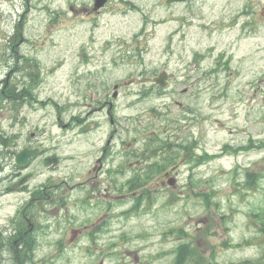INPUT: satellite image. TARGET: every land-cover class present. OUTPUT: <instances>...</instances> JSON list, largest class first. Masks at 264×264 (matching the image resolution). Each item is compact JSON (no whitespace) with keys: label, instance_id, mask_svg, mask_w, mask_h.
I'll return each instance as SVG.
<instances>
[{"label":"rangeland","instance_id":"rangeland-1","mask_svg":"<svg viewBox=\"0 0 264 264\" xmlns=\"http://www.w3.org/2000/svg\"><path fill=\"white\" fill-rule=\"evenodd\" d=\"M134 1L138 9L127 15L117 13L118 16L97 21L69 17L65 10L67 0H38L28 28L33 38H46L47 47L38 45L34 49L26 43L19 44V55L36 56L48 68L52 63L58 66L60 60L64 62L56 72L46 75L47 83L42 91L57 101L46 108L28 110L34 121L28 127L48 125L49 144L62 158L52 171L38 167L37 178L51 174L57 197L62 189L56 190L55 186L75 185L73 190L69 189L65 207L53 200V225L43 237L49 242L39 249L37 258L45 259L50 255L49 261L42 264H101L106 256L104 252L99 253V249H111L114 244L98 239L97 252L89 257L94 246L89 245L88 238H78L74 242L69 238L72 227L94 213L81 202L83 199L92 204L88 192L95 189L96 180L89 170L104 152L103 145L108 143L111 134L114 139L110 149H118L127 148V142L135 138L141 146L145 137L163 131L176 152L175 162H181L178 186L159 194L153 210L144 213L139 226L132 227L131 232L128 229L127 242L114 246L110 257L104 259L105 263L133 264L127 254L138 252L141 258L138 264H175L173 255L156 258L154 254L185 242V248L192 253L183 257V264H198L197 261L203 262L199 264L209 261L254 264L247 263L249 259H261L263 263L257 264H264V232L258 229L264 214V180L258 188L245 193L235 191L242 183L233 180L235 177L243 180L248 168L264 161V146L259 145L264 141V22L258 28L245 29L239 36L223 29L209 34L199 25L219 20L212 12L211 0H198L194 6L177 12L163 2V10H157V0ZM44 3H50L55 12L61 10L68 19L59 21L60 15L54 13L50 16V7L43 9ZM2 6L13 7L0 0V9ZM193 10L204 17L197 16L195 25L186 29V35L177 32L181 27L174 15ZM120 16L122 19H117ZM3 18L0 15V26ZM46 28H51L48 37ZM1 34L0 28V50L3 49ZM129 51L131 56H125ZM20 61L22 68V59ZM163 69L171 74L167 86H159L151 80L140 81L145 77L153 78ZM9 71V68L0 67V78ZM30 71L33 72L32 68ZM13 75L9 84L11 92L16 77L22 81L26 79L21 71ZM131 78H136L135 82L127 85ZM117 82H122V86L114 98V123L106 111L92 114V119H98L100 125L90 132L77 127L68 130L57 123L59 114L65 123L75 115L87 116L97 107L96 97L112 94ZM185 88L189 91L183 94ZM96 91L97 96L91 98ZM31 95L32 103L41 107L34 102L38 98ZM181 103L185 106L181 107ZM13 106V101L3 99L1 109L5 120L0 117V128L8 132L17 130L8 125ZM189 141L195 143L196 152L212 154V160L194 164L177 146ZM226 144L242 145L244 149L231 152L225 148ZM11 149L16 150V147L11 146ZM3 151L4 146L0 144V158L6 156ZM103 176L110 182L109 176ZM84 177H89L90 181ZM119 178L122 183L126 176ZM197 192L211 194L212 207H206ZM172 195H175L173 202L170 201ZM23 200L17 192L0 194V224L16 216ZM163 202L167 208L160 210ZM101 209L97 207V215ZM250 210L261 216L249 220ZM37 216L48 219L45 214L37 213ZM175 227L184 230L185 238L176 240V235L164 241L163 232ZM141 230L150 231L152 236L140 238ZM121 233L122 229H116L115 236L121 237ZM126 250L130 251L123 253ZM10 254L13 255L11 249L2 243L0 264H15ZM28 264H35L33 258Z\"/></svg>","mask_w":264,"mask_h":264},{"label":"flooded vegetation","instance_id":"flooded-vegetation-1","mask_svg":"<svg viewBox=\"0 0 264 264\" xmlns=\"http://www.w3.org/2000/svg\"><path fill=\"white\" fill-rule=\"evenodd\" d=\"M75 3H85V1H79V0H73ZM90 2H93L94 0H89ZM102 1V0H101ZM104 5L103 6H97V9L94 8V5L90 4L89 7L84 6L82 10L86 12L82 13H74L75 16H82L84 18H92L93 16H96L99 18L101 15H103L104 10L111 8V10H118L117 8H121L120 10H123V6H128L132 4H137L134 0H103ZM196 2L197 0H188L185 2H178L177 4L181 3H192ZM37 0H35L32 8V0H1V3L4 4H12L14 7L13 9L9 10V15L11 17H4L1 20V32L2 37L1 41L3 43V49L0 50V67L2 68H9L10 71L7 73L6 76H3L0 78V109L3 107V99L10 100L13 97L14 98V108L13 113L10 115L9 120V127H17V130L14 132L12 136V142L8 140V143H12L13 145L17 146V150H12L10 146H6V149L2 152L6 155V157H10L15 155V158L17 157V154H19L23 149L25 148H36L38 146H42L38 143L37 138V125L35 127H28L31 126L34 121L32 122L33 118H31L28 110H32L37 107V104H33L29 99V90L34 91V95H38L40 99L47 100L48 102H52V98L46 94H44V83L45 82V76L40 77V82L35 84H30V86L27 87H20L17 86V89L15 91V94H13L9 88V84L12 77V72L21 71L24 73L26 80L28 82H36V77L34 76L33 72L30 71L31 68L36 67V61L33 59L32 55H28L26 58L25 56L19 55V44L20 43H27L29 42L30 45L34 49L36 48V44H34L29 38L31 29L28 28V25L33 18V11L35 10V3ZM174 3V2H173ZM184 4V5H185ZM115 6H118L117 8ZM230 7L227 9V7ZM70 8H77L74 4L70 5ZM227 9V12H226ZM14 10H17L18 12H13ZM129 9L124 10L128 11ZM49 15H52V10H50ZM2 17L5 16L4 14L1 15ZM194 21L195 19L192 18H186L185 19V25H188L186 21ZM224 22L225 27L223 30H226L228 32L233 31L234 27L236 29L241 28L242 31H245L247 27L252 28H258L260 26V23L264 21V0H225V5L222 8L221 12V18L217 23H214L213 25H208L204 22H201L199 25L201 28H204L206 26L207 29H210L211 31H215L217 28V24L219 22ZM227 24H230L228 26ZM22 59V68L19 66V62ZM7 63V64H6ZM52 69V67H51ZM50 69V72H51ZM42 75H46V72L41 73ZM39 100V99H38ZM38 100L35 102L37 103ZM42 106H47L48 104H45V102L41 101L40 103ZM105 105L109 104V101L106 100ZM0 117L5 120V113L3 110H0ZM1 127V123H0ZM36 132V133H35ZM5 134H2V131L0 130V138L3 139ZM34 160V157H30L28 162L26 164H18L16 161V166L18 167V170L16 173L11 174L8 178L14 177L15 180H18L19 176L21 175V170L27 171L30 165L32 164ZM29 174L27 172L25 176ZM2 180H0L1 182ZM10 184L6 185V188L3 190L5 192L9 191ZM27 185H23L22 187H26ZM21 187V188H22ZM4 235L7 234V231L3 232ZM189 253V251L183 247L181 249V256L184 257Z\"/></svg>","mask_w":264,"mask_h":264},{"label":"trees","instance_id":"trees-1","mask_svg":"<svg viewBox=\"0 0 264 264\" xmlns=\"http://www.w3.org/2000/svg\"><path fill=\"white\" fill-rule=\"evenodd\" d=\"M0 144H1V142H0ZM259 175L260 174L255 173V172H248L247 173V182H246V184L249 185V186H253L256 183ZM208 202H210V200H208Z\"/></svg>","mask_w":264,"mask_h":264},{"label":"water","instance_id":"water-1","mask_svg":"<svg viewBox=\"0 0 264 264\" xmlns=\"http://www.w3.org/2000/svg\"><path fill=\"white\" fill-rule=\"evenodd\" d=\"M29 154V152L28 153H26V155H28Z\"/></svg>","mask_w":264,"mask_h":264}]
</instances>
